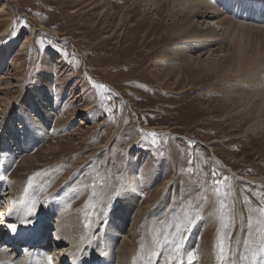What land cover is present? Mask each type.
I'll return each instance as SVG.
<instances>
[{
	"label": "rangeland",
	"instance_id": "1",
	"mask_svg": "<svg viewBox=\"0 0 264 264\" xmlns=\"http://www.w3.org/2000/svg\"><path fill=\"white\" fill-rule=\"evenodd\" d=\"M153 1L155 9L145 0H0V181L8 180L9 162L33 161L20 189L31 222L46 218L52 237L58 210L76 213L90 243L83 255L100 244L111 249L101 234L112 225L113 240L134 242L132 264H199L207 256L220 264L221 241L228 264H243L241 256L264 246V113L257 107L264 66L254 86L246 77L234 82L232 73L218 80L210 67L196 71L206 60L198 51L193 70L175 63L168 50L186 40L173 33L180 23L170 14L179 5ZM217 7L216 19L264 28L258 16ZM250 33V48L263 50V34ZM37 105L52 122L26 148ZM132 194L127 212L119 210ZM109 250L103 254L112 256Z\"/></svg>",
	"mask_w": 264,
	"mask_h": 264
},
{
	"label": "bare ground",
	"instance_id": "2",
	"mask_svg": "<svg viewBox=\"0 0 264 264\" xmlns=\"http://www.w3.org/2000/svg\"><path fill=\"white\" fill-rule=\"evenodd\" d=\"M145 1L146 4L150 6V8H156L157 5L153 0ZM171 1L173 3L176 2V4L179 5V8L174 10L175 13L170 14L173 24L176 22L178 23V21L180 23L179 25L175 24V31H173V33L178 35V38L179 35L184 34L186 38L184 42L181 41V43L174 47V49L168 50V55H171L175 63L189 62V64L185 65L184 67L190 69L192 67L191 65H193L191 64L193 54L197 53L198 51V54H195L197 58L201 59V56L206 55V60H199L198 63H201L202 67L195 68V65L193 66L196 71H204L208 73L210 68H213V71L216 72V78H218V80H222L225 76H227L228 73H232L233 76L230 77V79L234 80V82L236 78L242 79L246 77L247 80L255 82L254 86H256V82L261 78L259 74H261V70L264 66V49L261 50L259 48L261 46L259 45L257 49L252 50L254 48H250L251 43H249L250 40L248 37L251 35V29L257 28L260 34H263L262 37L264 38V28L262 29L260 28L261 26L258 27V25L254 26L250 25L249 23L239 22V20L236 22L233 20L232 16L225 17L227 15H225L222 20H219L216 19L215 12L218 10L217 5L223 4L225 6L224 9H230L232 11L230 13H232V15L235 17L239 16L241 18L247 19L250 16L251 18L258 16L261 20H264V1L221 0L220 3L217 2V0ZM218 14L220 13L218 12L217 15ZM195 19H200V22H194ZM221 24H223V27L221 26L220 28L219 26ZM215 25L219 27V30H221L220 33H218L219 31H216ZM226 37L228 38V42L225 40ZM195 63L197 64L196 66H199L197 61ZM193 68L191 69L193 70ZM262 71H264V69ZM43 76H45V74ZM258 95L259 94L257 91H255V88L250 93V96L253 99H257ZM252 104L254 103H251V106ZM38 105L36 108L38 109L37 115L38 117L40 116V119L38 117H31L32 119L27 127L25 141L23 142L26 148L33 146L38 141H41L48 134L44 124L52 122V112H50L49 109L41 110ZM257 107H259V111L264 113V99L263 101H260L259 106ZM43 122L45 123L43 124ZM81 122L83 123V121ZM32 162L33 161L23 159L15 166H12V163L9 162L10 165H7L9 166L7 170L10 168L11 170L8 175V180L4 183L0 181V246L1 244L4 245L0 247V264H49V258H51V264H132L131 254L134 249L132 244L134 242L129 241L126 238H122L121 240H119L120 238L113 240L112 237H114L115 228L112 225L110 227V225L107 224L108 227L105 229V232H102L103 234H101L103 238L102 240L109 241L108 243L112 250H109L108 246L105 247L103 245L102 247L101 244H96L97 246L94 247H89L88 245L86 247L89 248L88 250L85 249L86 252L84 251L85 254L83 255V245L89 243L87 242V239L89 238L86 239L87 231L84 230L83 223L80 221L81 217H79V215L76 213H73L72 211H65L66 209L63 210V208L60 212L58 210L55 221L56 225L55 229H53L52 237H49L47 234V229L50 223L48 220H46V218H43L42 216H34L36 222H31L33 217H29L28 215L31 206L27 205V193L25 196V193H23L24 191H21L20 189L22 187L21 185L24 183L23 181L21 182V180H23L21 175L23 174L27 176V174H24L23 171L27 170ZM3 172L4 171L0 173V179L6 177ZM7 190L8 192H6ZM16 192L17 194H15ZM8 193L11 195L9 200H12V205L10 204L9 207H7L8 205L6 206L5 204V196L8 195ZM131 196L132 197L128 199L129 201L120 205L119 210L122 211L123 209L127 212L125 207L128 204L130 205V202L136 195L132 194ZM5 209L6 211H3ZM49 211L52 213L51 209ZM3 212H5V215H3ZM52 214L55 213L53 212ZM114 214H116V212H114L113 215ZM134 223H137L136 217L133 219L132 227L129 229V232L134 229ZM12 225L15 227H11ZM112 230H114V232L111 234ZM9 238L23 241L25 243L24 249L27 251L20 254H16L14 251H11L12 248L6 246V242ZM52 239H54L52 242L53 249L51 252H46L45 247ZM107 249L109 252L112 251V253L110 252L112 256H106L103 254V251L108 252ZM203 256L204 254L201 257ZM207 259L201 258L199 260V264H210L209 260ZM29 261L30 263H28ZM150 261V263H147L145 260L147 264H151L153 260Z\"/></svg>",
	"mask_w": 264,
	"mask_h": 264
},
{
	"label": "snow or ice",
	"instance_id": "3",
	"mask_svg": "<svg viewBox=\"0 0 264 264\" xmlns=\"http://www.w3.org/2000/svg\"><path fill=\"white\" fill-rule=\"evenodd\" d=\"M97 87L100 88V89H103V88H105V85L100 84V85H97ZM148 135H150L152 137H156L158 134L153 132V133H149ZM153 143H155V140H153ZM190 163H191V161H190ZM224 179L226 180L227 178H224ZM32 182H33V178L30 177L29 180H28L29 186L32 185ZM219 184H220V181H216V186L217 187H219ZM221 207L223 208L224 206L221 205ZM11 227L14 228L15 226L12 225ZM258 227H261V231H262V233H264V226H260L258 224ZM158 235L159 234H156V235L153 236V244L155 245L156 248H161L162 244H161L160 239H158ZM163 243L164 244L168 243L167 237L164 238ZM176 247L178 248L179 245L177 244ZM159 254L160 253L157 252V251H153L152 252V255H154V256L159 255ZM189 259L190 260H195L196 259L195 254H189ZM218 259L220 261V264H228V257L226 255V249H225V247L223 245V241H221L220 255H219ZM240 259L243 261V264H261V261L264 260V246H262L260 248L259 252L255 251V250H249L247 252V254L241 256ZM49 264H51V258H49ZM169 264H173L172 258L169 259ZM176 264H181V262L177 261Z\"/></svg>",
	"mask_w": 264,
	"mask_h": 264
}]
</instances>
